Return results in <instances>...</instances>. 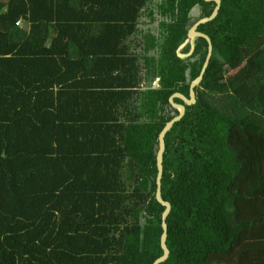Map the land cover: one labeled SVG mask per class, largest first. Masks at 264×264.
<instances>
[{"label": "trees", "instance_id": "16d2710c", "mask_svg": "<svg viewBox=\"0 0 264 264\" xmlns=\"http://www.w3.org/2000/svg\"><path fill=\"white\" fill-rule=\"evenodd\" d=\"M220 1L197 27L212 53L195 102L164 136L158 264H264V0ZM214 5L0 2V264L162 254L157 136L207 42L176 48Z\"/></svg>", "mask_w": 264, "mask_h": 264}, {"label": "water", "instance_id": "95a60500", "mask_svg": "<svg viewBox=\"0 0 264 264\" xmlns=\"http://www.w3.org/2000/svg\"><path fill=\"white\" fill-rule=\"evenodd\" d=\"M5 2L7 0H4ZM209 1V0H206ZM215 2V5L211 11V13L208 16H203L199 19H197L187 30V37L184 39L182 43L178 45L176 48V54L180 58H184L189 56L193 49H194V39L195 37H203L206 42H207V53L205 60L201 66V69L196 77H194L188 87V94L189 97H186L184 94L180 92H173L169 97H168V102L170 105L178 110V113L171 117L168 121L165 122L163 127L158 133L157 136V150L155 154V161H156V176H155V192H154V197L155 199L164 206L161 215H160V225H161V234L159 237V244L162 249V254L159 255L157 258L153 260L151 264H158L159 262L165 260L168 257L169 254V249L166 245V236H167V224H166V216L168 215L171 205L170 202L167 200H164L161 196V177H162V159H163V152L165 149V141H164V136L165 133L171 128L174 122L178 121L184 114L185 112V105H190L195 102V87L200 83L203 74L205 72V69L207 67V64L209 62L211 53H212V43L210 40V37L205 34L204 32H201L197 30L198 25L205 23L209 20H212L218 12V9L220 7V0H213ZM189 44V49L188 51L182 52L181 50L186 44ZM178 97L182 100L183 103H176L174 102L173 98Z\"/></svg>", "mask_w": 264, "mask_h": 264}, {"label": "crops", "instance_id": "0c3cea01", "mask_svg": "<svg viewBox=\"0 0 264 264\" xmlns=\"http://www.w3.org/2000/svg\"><path fill=\"white\" fill-rule=\"evenodd\" d=\"M0 2H2V3H6L4 0H0ZM19 25L20 26H23L26 30H28L29 29V25L28 24H26L25 25V23L21 20V21H19ZM132 45V44H131ZM144 83V82H143ZM155 83V82H154Z\"/></svg>", "mask_w": 264, "mask_h": 264}]
</instances>
